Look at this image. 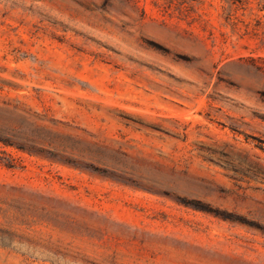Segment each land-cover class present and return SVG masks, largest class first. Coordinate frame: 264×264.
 I'll list each match as a JSON object with an SVG mask.
<instances>
[{"label":"rangeland","instance_id":"rangeland-1","mask_svg":"<svg viewBox=\"0 0 264 264\" xmlns=\"http://www.w3.org/2000/svg\"><path fill=\"white\" fill-rule=\"evenodd\" d=\"M258 1L0 0V264H264Z\"/></svg>","mask_w":264,"mask_h":264},{"label":"trees","instance_id":"trees-1","mask_svg":"<svg viewBox=\"0 0 264 264\" xmlns=\"http://www.w3.org/2000/svg\"><path fill=\"white\" fill-rule=\"evenodd\" d=\"M222 1L228 5L227 7L223 5V8L225 9V11L227 12L229 16H235V12L239 9V3H241V5L243 6L244 3L246 2V0H222ZM263 1L264 0H259L257 2L259 6L260 5L262 6L259 8V10L264 9Z\"/></svg>","mask_w":264,"mask_h":264}]
</instances>
